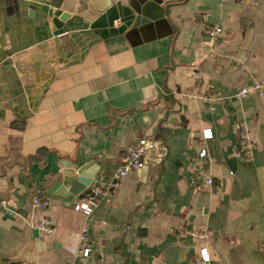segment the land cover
<instances>
[{"label": "crops", "instance_id": "1", "mask_svg": "<svg viewBox=\"0 0 264 264\" xmlns=\"http://www.w3.org/2000/svg\"><path fill=\"white\" fill-rule=\"evenodd\" d=\"M139 139L144 165L75 210ZM203 247L264 264V0H0V264H192Z\"/></svg>", "mask_w": 264, "mask_h": 264}, {"label": "built area", "instance_id": "2", "mask_svg": "<svg viewBox=\"0 0 264 264\" xmlns=\"http://www.w3.org/2000/svg\"><path fill=\"white\" fill-rule=\"evenodd\" d=\"M116 21V20H115ZM221 28H211L207 30L209 36L215 37L220 34ZM261 85L253 84L251 86H246L240 89L239 95L243 96L247 93L259 90ZM203 136H210V131L208 129L203 130ZM247 141L251 140L246 136ZM150 144L146 139H139L138 141L131 143L125 149L122 163L117 166L114 170L112 178L105 182L98 184L93 182L90 190L83 197H81L75 204L74 209L82 212L83 214L90 215L95 208L98 200L109 194L112 190L118 187L120 179L133 170L140 169L144 165L143 155L145 150ZM205 151H201V155H204ZM205 182L207 184L211 183V178L206 177ZM6 207V204H2ZM32 208L44 209L48 205V200L46 198H41L39 196H33L31 199ZM8 210V209H7ZM36 228L40 233H48L52 231L50 224L41 219L35 224ZM91 238L87 230H83L77 236V248L76 250L83 256H87L91 251ZM192 264H210V258L208 251L205 247L200 248L198 256L192 261Z\"/></svg>", "mask_w": 264, "mask_h": 264}, {"label": "water", "instance_id": "3", "mask_svg": "<svg viewBox=\"0 0 264 264\" xmlns=\"http://www.w3.org/2000/svg\"><path fill=\"white\" fill-rule=\"evenodd\" d=\"M65 16H66V14H62V15L60 16V19H64ZM230 162H231V166L233 167L234 164H235V162H236V159H235V158H231Z\"/></svg>", "mask_w": 264, "mask_h": 264}]
</instances>
